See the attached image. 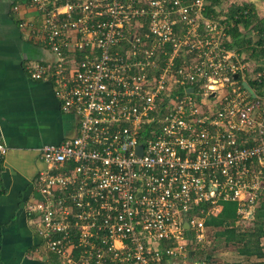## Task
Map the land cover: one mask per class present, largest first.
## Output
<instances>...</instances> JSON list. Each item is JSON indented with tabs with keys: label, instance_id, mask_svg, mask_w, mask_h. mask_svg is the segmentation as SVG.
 I'll return each instance as SVG.
<instances>
[{
	"label": "built area",
	"instance_id": "obj_1",
	"mask_svg": "<svg viewBox=\"0 0 264 264\" xmlns=\"http://www.w3.org/2000/svg\"><path fill=\"white\" fill-rule=\"evenodd\" d=\"M209 2L29 0L54 60L27 72L79 126L40 149L27 210L62 264L184 263L222 203L254 216L264 95L243 82L264 84V69L228 49L232 24L208 17ZM7 153L0 144V161Z\"/></svg>",
	"mask_w": 264,
	"mask_h": 264
},
{
	"label": "crops",
	"instance_id": "obj_2",
	"mask_svg": "<svg viewBox=\"0 0 264 264\" xmlns=\"http://www.w3.org/2000/svg\"><path fill=\"white\" fill-rule=\"evenodd\" d=\"M221 1L213 8L217 14L208 17L227 23L230 6L251 5L264 18V0ZM41 24L29 0H0V144L8 148L0 161V264H62L27 213L39 198L36 181L45 169L40 149L59 145L79 130L77 118L62 112L53 84L33 80L27 72L32 62L54 60L33 34Z\"/></svg>",
	"mask_w": 264,
	"mask_h": 264
},
{
	"label": "trees",
	"instance_id": "obj_3",
	"mask_svg": "<svg viewBox=\"0 0 264 264\" xmlns=\"http://www.w3.org/2000/svg\"><path fill=\"white\" fill-rule=\"evenodd\" d=\"M221 2V0H211L206 15H214L216 11L213 8ZM224 16L232 24L227 32L228 49H234L241 54L248 69L262 71L264 69V18H260L251 5L230 6ZM247 81L256 95L264 92V84H257L250 77H247ZM221 206L222 210L218 215L207 218L206 229L217 231V236L224 240L226 248L234 247L238 257L250 261L255 258L264 262V248L261 244L264 239V195L260 197L254 218L251 220L239 218L236 203L225 202ZM195 246L194 253L197 257L210 259L211 256H207L199 244Z\"/></svg>",
	"mask_w": 264,
	"mask_h": 264
},
{
	"label": "rangeland",
	"instance_id": "obj_4",
	"mask_svg": "<svg viewBox=\"0 0 264 264\" xmlns=\"http://www.w3.org/2000/svg\"><path fill=\"white\" fill-rule=\"evenodd\" d=\"M225 4V3H224ZM224 95V91L220 93ZM203 238L199 240H194L190 252L192 258L187 259L186 262H192L193 264H259L264 263L260 259L246 260L237 256L236 249L234 247H227L224 240L217 236V231L207 230L203 233ZM196 244H199L203 250H205L207 256L210 255V259L204 257H197L194 253ZM261 244L264 248V239H262ZM194 254V256H193ZM201 259V260H200ZM206 259V260H205Z\"/></svg>",
	"mask_w": 264,
	"mask_h": 264
},
{
	"label": "water",
	"instance_id": "obj_5",
	"mask_svg": "<svg viewBox=\"0 0 264 264\" xmlns=\"http://www.w3.org/2000/svg\"><path fill=\"white\" fill-rule=\"evenodd\" d=\"M235 78L237 79L238 77L235 76ZM243 87L244 89H246L253 97H255V94L252 92L251 87L249 86V84L247 82H243ZM249 219H253V211H251L250 215L247 217ZM185 228L188 229V222H185ZM179 264H193L192 262H184V263H179Z\"/></svg>",
	"mask_w": 264,
	"mask_h": 264
}]
</instances>
